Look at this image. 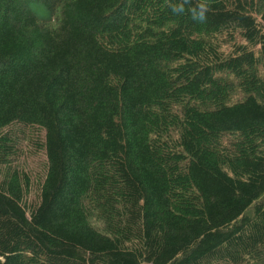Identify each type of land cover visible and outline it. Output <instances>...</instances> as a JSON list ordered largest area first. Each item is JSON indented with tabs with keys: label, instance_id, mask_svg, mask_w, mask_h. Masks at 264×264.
<instances>
[{
	"label": "trees",
	"instance_id": "obj_1",
	"mask_svg": "<svg viewBox=\"0 0 264 264\" xmlns=\"http://www.w3.org/2000/svg\"><path fill=\"white\" fill-rule=\"evenodd\" d=\"M259 66L264 0H0V264H264Z\"/></svg>",
	"mask_w": 264,
	"mask_h": 264
},
{
	"label": "rangeland",
	"instance_id": "obj_2",
	"mask_svg": "<svg viewBox=\"0 0 264 264\" xmlns=\"http://www.w3.org/2000/svg\"><path fill=\"white\" fill-rule=\"evenodd\" d=\"M258 69L260 77L264 78V67L259 66ZM241 97H243V95L240 93V95H235L232 100L240 101ZM33 137L34 136L30 133L28 134L29 141H20L19 151L16 154V159L19 167L29 175H31L32 178L33 189L28 199L29 204H34L37 201L36 189L38 188V183L41 180L44 165L46 163L45 152L43 149H40V147H37V143L34 142L35 139ZM24 138L26 139V135Z\"/></svg>",
	"mask_w": 264,
	"mask_h": 264
},
{
	"label": "clouds",
	"instance_id": "obj_3",
	"mask_svg": "<svg viewBox=\"0 0 264 264\" xmlns=\"http://www.w3.org/2000/svg\"><path fill=\"white\" fill-rule=\"evenodd\" d=\"M204 11H205V9H204L203 5H201L199 12L194 13V18H198L199 20L202 21L204 19Z\"/></svg>",
	"mask_w": 264,
	"mask_h": 264
}]
</instances>
